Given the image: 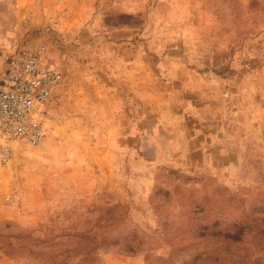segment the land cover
Instances as JSON below:
<instances>
[{"label": "rangeland", "instance_id": "obj_1", "mask_svg": "<svg viewBox=\"0 0 264 264\" xmlns=\"http://www.w3.org/2000/svg\"><path fill=\"white\" fill-rule=\"evenodd\" d=\"M22 49L63 80L0 264H264V0H0V74Z\"/></svg>", "mask_w": 264, "mask_h": 264}, {"label": "built area", "instance_id": "obj_2", "mask_svg": "<svg viewBox=\"0 0 264 264\" xmlns=\"http://www.w3.org/2000/svg\"><path fill=\"white\" fill-rule=\"evenodd\" d=\"M61 73L42 67L37 52L19 50L0 79V166L11 157V142L38 147L45 138L46 105L61 84Z\"/></svg>", "mask_w": 264, "mask_h": 264}, {"label": "crops", "instance_id": "obj_3", "mask_svg": "<svg viewBox=\"0 0 264 264\" xmlns=\"http://www.w3.org/2000/svg\"><path fill=\"white\" fill-rule=\"evenodd\" d=\"M94 33H95L96 35L99 34V33L96 32V31H94ZM107 42H108V41H102L101 38H99V37H96V38L93 37V45H109ZM142 63H143V62H142ZM138 65L143 66V64H141L140 62L138 63ZM3 72H4V71H3ZM3 72L0 74V79H1V77H2V75H3ZM141 75H143V74L140 73V70H139L138 73H137L138 80H140Z\"/></svg>", "mask_w": 264, "mask_h": 264}]
</instances>
